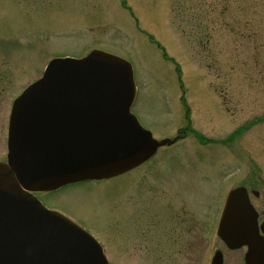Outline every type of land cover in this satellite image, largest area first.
Instances as JSON below:
<instances>
[{
    "label": "rangeland",
    "instance_id": "obj_1",
    "mask_svg": "<svg viewBox=\"0 0 264 264\" xmlns=\"http://www.w3.org/2000/svg\"><path fill=\"white\" fill-rule=\"evenodd\" d=\"M95 49L132 63V112L173 143L124 176L44 193L45 204L114 264H211L217 249L244 264L246 249L217 230L238 185L264 219V0H0V161L14 99L52 58Z\"/></svg>",
    "mask_w": 264,
    "mask_h": 264
},
{
    "label": "water",
    "instance_id": "obj_2",
    "mask_svg": "<svg viewBox=\"0 0 264 264\" xmlns=\"http://www.w3.org/2000/svg\"><path fill=\"white\" fill-rule=\"evenodd\" d=\"M130 65L101 50L55 58L14 101L8 162H0V264H108L89 232L32 192L119 175L157 150L161 143L131 113ZM227 197L221 239L230 248L248 245L246 264H264V237L246 188ZM212 260L224 264L223 253Z\"/></svg>",
    "mask_w": 264,
    "mask_h": 264
},
{
    "label": "flooded vegetation",
    "instance_id": "obj_3",
    "mask_svg": "<svg viewBox=\"0 0 264 264\" xmlns=\"http://www.w3.org/2000/svg\"><path fill=\"white\" fill-rule=\"evenodd\" d=\"M182 132H183V134H182V135H178L177 137H181V138H183V137L185 136L186 130H183ZM155 157H156V156H155ZM155 157H153V158H155ZM153 158H152L151 160H149V161H148L146 164H144V165H147L148 163H150V162L153 160ZM43 194H44V193H39L38 196L41 197ZM263 220H264V219H263ZM263 220L259 219L260 224L263 222ZM119 222H121V220H118V223H119ZM134 222H136V219H135ZM169 222H170L169 220L166 221L167 225H169ZM136 223H137V222H136ZM152 223H153V222H150L149 224H152ZM119 224H120V223H119ZM121 238H122V237H121ZM246 250H247V248H246ZM244 256H245V255H244Z\"/></svg>",
    "mask_w": 264,
    "mask_h": 264
}]
</instances>
